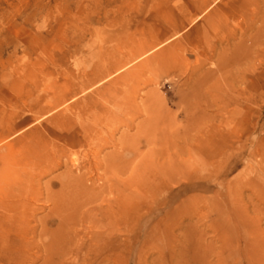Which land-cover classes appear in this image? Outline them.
<instances>
[{"label":"bare ground","instance_id":"6f19581e","mask_svg":"<svg viewBox=\"0 0 264 264\" xmlns=\"http://www.w3.org/2000/svg\"><path fill=\"white\" fill-rule=\"evenodd\" d=\"M212 1L199 0L194 9ZM232 4L219 24L209 25L204 46L194 47L196 64L175 104L177 112L168 110L152 91L139 101L141 89L152 81L151 58L160 67L173 54L170 45L156 51L169 37L150 35L77 71L73 94L58 90L48 96L44 122L20 139H12L11 128H0L1 258L10 256L15 264L43 256L42 264H60L55 257L65 262L85 251L83 258L92 260L93 253L110 250L112 242L113 264H122L123 246L159 203L160 209L173 202L175 207L159 217L155 226L163 229L150 230L148 237L167 236L171 227L193 218L218 238L263 235L264 209L251 198L245 201L242 193L255 185L250 175L264 177V151L256 147V165L247 163L227 179L240 158L231 144L236 132L225 131L220 117L232 115L237 103L232 89L227 88L228 98L220 93L224 81L217 73L220 64L232 65L236 59L238 65L240 57L264 62V0ZM217 47L220 53H215ZM206 63L217 65L216 71L202 72ZM255 77L264 80V69ZM244 90L238 95L252 96V90ZM139 115L144 118L136 122ZM121 127L126 130L120 132ZM45 177L49 179L42 182ZM211 186L214 194L207 197ZM194 189L201 194L185 196ZM45 205L47 214L38 217ZM249 206L256 218L250 217ZM32 224L41 226L44 239L35 241Z\"/></svg>","mask_w":264,"mask_h":264},{"label":"rangeland","instance_id":"374dc122","mask_svg":"<svg viewBox=\"0 0 264 264\" xmlns=\"http://www.w3.org/2000/svg\"><path fill=\"white\" fill-rule=\"evenodd\" d=\"M198 1L0 0V128H11L14 131L12 139H20L28 130L44 122L43 107L48 96L58 90L72 93L77 71L93 67L108 52L118 54L120 48L128 46L131 41L150 35L169 37L156 51L170 45L173 54L167 64L166 58L160 61V67L155 66L156 59L151 58L148 67L152 81L141 89L139 101L152 91L168 110L177 112L175 104L185 94L184 82L196 64L194 47L204 46L209 25L219 24L218 19L233 5V0H214L204 9L195 10ZM233 24L229 20L228 28ZM215 53H220L218 47ZM235 63L236 59L232 65L223 62L217 73L224 81L220 93L228 98V89H232L237 103L232 115L220 117L225 120L222 123L225 131L232 128L236 132L237 138L231 144L240 158L227 179L243 171L247 163L256 165L260 158L253 153L256 147L264 151V145H259L260 140L264 141V80L255 77L263 72L264 62H246L240 57L238 65ZM216 68L217 65L206 63L202 72L216 71ZM242 90L246 91L244 94L252 90L253 94L238 95ZM79 96L76 98H81ZM143 118L139 115L136 122ZM124 130L126 128L121 127L120 132ZM239 145H242L241 151L237 149ZM61 172L56 171L53 176ZM250 178L255 185L245 190L242 197L245 201L251 198L255 206L264 209V204L259 201H264V177L250 175ZM48 179L45 177L42 182ZM214 189L210 187L207 197L213 196ZM199 193V189L187 190L185 196ZM159 204L143 219L135 238H131L126 248L123 246L122 264H264L263 223L260 225L263 235L255 239H244L238 234L231 239L218 238L212 228L194 218L174 225L167 236L148 237L150 230L163 229L160 225L155 226L159 217L168 208L175 207L174 202L167 209H160ZM242 206L246 207L244 203ZM251 209L250 206L247 209L250 217L256 218L257 213ZM48 210V205H45L38 217H44ZM30 227H36L35 241L46 237H43L40 225L32 224ZM110 244L113 245L112 242ZM112 245L104 254L93 253L92 260L83 258L85 251L65 262L56 257L54 260L60 264H113ZM106 255L111 259H105ZM43 259L42 256L34 262L25 260L15 264H42ZM13 262L10 256L0 257V264Z\"/></svg>","mask_w":264,"mask_h":264}]
</instances>
